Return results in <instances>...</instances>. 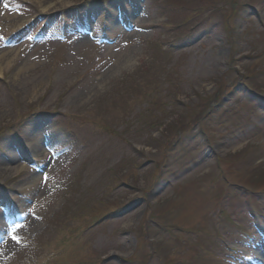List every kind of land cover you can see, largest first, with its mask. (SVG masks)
<instances>
[{"label": "rangeland", "instance_id": "obj_1", "mask_svg": "<svg viewBox=\"0 0 264 264\" xmlns=\"http://www.w3.org/2000/svg\"><path fill=\"white\" fill-rule=\"evenodd\" d=\"M41 1L0 0V264H263L264 0Z\"/></svg>", "mask_w": 264, "mask_h": 264}, {"label": "bare ground", "instance_id": "obj_2", "mask_svg": "<svg viewBox=\"0 0 264 264\" xmlns=\"http://www.w3.org/2000/svg\"><path fill=\"white\" fill-rule=\"evenodd\" d=\"M36 1V3L39 5V7L42 9V10H44V11H47V10H49V9H52L54 6L51 4V3H44V2H42L41 0H35ZM63 4H65V3H63ZM0 75H1V69H0ZM29 225H31V224H29ZM27 226H28V224H27ZM6 245V246H5ZM2 248H7V247H11V245L8 243V245L7 244H4L3 246H1ZM261 259H262V261L264 260V255H261V257H260ZM263 264H264V261H263Z\"/></svg>", "mask_w": 264, "mask_h": 264}, {"label": "trees", "instance_id": "obj_3", "mask_svg": "<svg viewBox=\"0 0 264 264\" xmlns=\"http://www.w3.org/2000/svg\"><path fill=\"white\" fill-rule=\"evenodd\" d=\"M253 88H255V85L253 86ZM153 121V120H152ZM153 125L152 126H154V127H157V128H159V127H163V124H162V121H157V122H155V123H152ZM149 125V124H148ZM165 131H169V132H171V131H173L175 128H176V126H174L173 124L172 125H165Z\"/></svg>", "mask_w": 264, "mask_h": 264}, {"label": "snow or ice", "instance_id": "obj_4", "mask_svg": "<svg viewBox=\"0 0 264 264\" xmlns=\"http://www.w3.org/2000/svg\"><path fill=\"white\" fill-rule=\"evenodd\" d=\"M17 243H19V241H17Z\"/></svg>", "mask_w": 264, "mask_h": 264}]
</instances>
